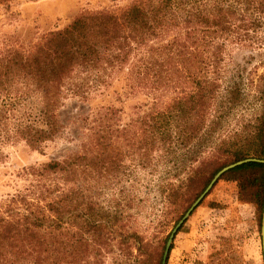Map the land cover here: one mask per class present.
<instances>
[{
    "label": "trees",
    "instance_id": "16d2710c",
    "mask_svg": "<svg viewBox=\"0 0 264 264\" xmlns=\"http://www.w3.org/2000/svg\"><path fill=\"white\" fill-rule=\"evenodd\" d=\"M9 1L0 0V5ZM239 1L218 0L214 16L212 0H132L118 10L86 11L36 41L0 44V162L8 145L43 150L63 133L60 111L69 99L88 102L114 80L125 81L130 89L176 93L165 107L144 113L131 136L128 128L115 133L114 109H97L85 117L90 133L82 151L26 169L29 182L0 202V264H101L117 235L129 247L131 238L139 244V253L128 254L137 264H162L169 235L154 233L146 239L99 203L97 184L117 167L101 163L99 139L142 138L145 163L156 146L166 162L194 164L208 150L224 156L200 194L224 166L248 157L264 159V116L224 133V115L212 113L235 108L241 97L239 83H221V45L209 55L213 69L191 70L198 30L210 46L214 25L227 38H241L243 26L258 22L251 13L241 17ZM252 2L243 0L246 9ZM248 173L254 177L242 181ZM224 175L238 180L243 199L261 209L264 162L248 161Z\"/></svg>",
    "mask_w": 264,
    "mask_h": 264
},
{
    "label": "rangeland",
    "instance_id": "374dc122",
    "mask_svg": "<svg viewBox=\"0 0 264 264\" xmlns=\"http://www.w3.org/2000/svg\"><path fill=\"white\" fill-rule=\"evenodd\" d=\"M131 1L11 0L8 5H0V44L5 40L36 41L86 11L118 10ZM217 1L211 2L214 16ZM247 5L243 0L237 3L238 9L245 13L241 17H249L251 13L258 22L251 27L249 24L243 26L242 31L246 33H242L241 38L236 37L237 34L227 38L214 25L210 28V35L216 36L209 46L210 42L202 39L204 33L198 30L196 34L192 72L200 74L205 69H213L209 55L219 44L222 59L217 66L221 69L222 85L240 84L241 97L235 108L223 107L218 113L212 111L215 117L224 115V133L243 124L256 123L264 116V0H253L248 9ZM184 75L183 72V81ZM125 84L123 80H114L112 86L88 102L69 99L60 111L65 124L63 133L48 142L43 150L24 143L5 147L7 157L0 162V202L29 182L26 169L82 151V144L88 141L90 133L85 117L97 109H114L117 119L113 126L115 133L121 135L128 128L131 136L134 124L139 123L144 113L152 107H165L176 94L171 89L149 92L130 89ZM96 142L101 163L107 161L117 166L112 168L109 178L103 176L97 184L99 203L111 207L122 219L121 223L127 225L126 229L135 228L146 239L154 233L160 238L170 235L200 194L204 182L226 161L224 156L208 150L194 164L166 162L156 146L145 163L143 151L146 144L142 143V138L128 141L117 136L110 142L106 139ZM197 168L200 173H193L192 170ZM254 174L242 176V181L245 177H254ZM240 192L238 180L221 175L178 229L166 264H264L263 204L261 209L258 208L253 202L244 200ZM123 239L118 235L114 237L101 264H137L132 256L139 253V244L131 238V248L130 242ZM130 251L132 256L128 255Z\"/></svg>",
    "mask_w": 264,
    "mask_h": 264
},
{
    "label": "water",
    "instance_id": "95a60500",
    "mask_svg": "<svg viewBox=\"0 0 264 264\" xmlns=\"http://www.w3.org/2000/svg\"><path fill=\"white\" fill-rule=\"evenodd\" d=\"M248 161H257V162H264V159L258 158V157H248L245 159H241L238 161H235L233 163H230L226 166H224L222 169H220L212 178L210 183L207 185V187L204 189V191L196 198V200L191 204V206L187 209L183 217L176 223L175 227L171 231L169 238L166 242L163 257H162V264H166L168 260V255L171 249L172 242L175 238V235L180 228V226L184 223V221L187 220V218L191 215L193 210L199 205V203L204 199V197L207 195V193L210 191V189L213 187L215 182L219 179V177L224 174L226 171H228L231 168H234L240 164H243ZM261 236H262V249H263V259H264V201H263V207H262V215H261Z\"/></svg>",
    "mask_w": 264,
    "mask_h": 264
}]
</instances>
